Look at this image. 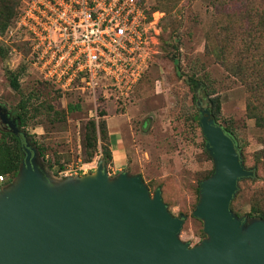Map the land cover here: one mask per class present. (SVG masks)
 I'll use <instances>...</instances> for the list:
<instances>
[{
	"label": "rangeland",
	"instance_id": "obj_1",
	"mask_svg": "<svg viewBox=\"0 0 264 264\" xmlns=\"http://www.w3.org/2000/svg\"><path fill=\"white\" fill-rule=\"evenodd\" d=\"M177 1V7L170 10L169 0H145L148 7L162 13L153 33L154 53L149 67L132 93L112 99L97 111L106 113L107 130L109 125L124 143L123 166L129 174L140 175L145 183L154 182L151 195L154 187L162 186V199L169 212L176 217L185 216L179 239L195 247L207 236L203 232V222L192 212L199 198V183L213 170L211 158L203 152L205 141L199 121L195 119L199 108L207 110L219 126L230 132L227 133L234 139L244 167L253 171L252 177L239 180L231 211L246 223L264 214L263 37L260 50L251 58V74L244 77L231 74L232 66L239 60L236 54L244 48L240 41L232 49L227 48L229 53L225 50L227 60L223 65L204 53L208 36L218 39L219 45L225 48L226 43L221 38L226 36L227 30L244 31L251 22H264V0H242L241 12L230 6L232 2L239 3L238 0H217L215 4L222 11L211 5L213 0ZM22 53L24 58L15 63L25 65L20 76V92L12 90L6 79L8 70L15 71L16 65L8 69L9 59H0V105L17 114L22 94H32L34 108L51 106L64 110L77 100V94L58 99L27 66L26 50ZM173 58L179 59L178 72ZM193 70H197V76L208 90L214 89V96H218L220 102L219 111L212 106V96H207L206 91L197 94L196 106L186 82V76ZM92 108V105L81 104L80 110L67 113L65 118L56 114L53 118L30 117L21 128L38 154L40 148L44 149V156L37 155L36 161L54 181L65 178L58 174L60 163L65 169L83 162V127ZM47 160L53 163L52 169ZM99 161L107 166L111 176H115L111 163L106 164L102 158ZM253 209L257 212H252Z\"/></svg>",
	"mask_w": 264,
	"mask_h": 264
},
{
	"label": "water",
	"instance_id": "obj_2",
	"mask_svg": "<svg viewBox=\"0 0 264 264\" xmlns=\"http://www.w3.org/2000/svg\"><path fill=\"white\" fill-rule=\"evenodd\" d=\"M204 149L213 162L199 183L192 215L206 238L195 247L179 239L184 215L173 216L160 188L151 195L140 175L93 172L58 181L37 164L24 139L18 174L0 187V264H264V219L249 223L230 204L246 169L234 139L199 108Z\"/></svg>",
	"mask_w": 264,
	"mask_h": 264
},
{
	"label": "built area",
	"instance_id": "obj_3",
	"mask_svg": "<svg viewBox=\"0 0 264 264\" xmlns=\"http://www.w3.org/2000/svg\"><path fill=\"white\" fill-rule=\"evenodd\" d=\"M147 9L139 0H21L0 46L6 48L9 69L19 67L15 63L26 50V64L41 80L59 90L62 100L77 94L81 104L92 105L89 117L97 120L98 107L127 97L149 67L162 13L149 16ZM99 158L58 174L83 175ZM9 182L8 175H0V187Z\"/></svg>",
	"mask_w": 264,
	"mask_h": 264
},
{
	"label": "trees",
	"instance_id": "obj_4",
	"mask_svg": "<svg viewBox=\"0 0 264 264\" xmlns=\"http://www.w3.org/2000/svg\"><path fill=\"white\" fill-rule=\"evenodd\" d=\"M142 3L145 2V0H139ZM170 1V10L177 7L178 1L177 0H169ZM217 0H213V6L219 8L220 6H217L216 3ZM241 1V2H240ZM239 3L232 2L230 6H235L236 9L241 12L242 7L244 6V2L242 0H238ZM21 4V0H0V35H3L6 31V29L13 23L17 13L19 6ZM215 9V10H216ZM157 8H150L148 7L146 13L150 16V14L154 11H157ZM219 11V12H220ZM232 28V26L230 27ZM211 36L207 37V40L205 41V47H204V53L205 56L209 55L214 58V60L217 63H220L223 65L225 60V50L229 53V50L227 48L230 47L232 49L236 43L240 41V46L244 47L242 49V52H239L236 55H239L238 63L232 68L234 70H231V74L235 76L243 75L246 76V74H251V67L249 66L251 63V58H253L254 54L260 50V47L262 46V41L260 38L263 37L264 41V22H251L246 25V28L244 31H236V30H227L226 36L224 38H221V41L223 43H226V47L223 48L219 45L220 41L218 39L214 40L213 38H210ZM216 38V35H215ZM6 48L0 46V59L5 60L6 59ZM173 62L175 67L177 68V72L180 71L179 67V59L173 58ZM263 61H261L262 65ZM25 65H20L15 71L8 70V75L6 76V79L8 81V86L16 91L20 92V82L18 81L19 77L21 76V72L24 71ZM9 69V68H8ZM187 75V73H186ZM187 84L190 89V91L193 93V99L197 106L196 100H197V94L201 91H206L207 96H212L210 101L213 107H215L216 111H219L220 102L218 99V96H214L215 92L214 89L211 88V90H208V86H204L203 82L200 80V78L197 76V70H193V72L189 73L187 76ZM41 84L48 88L51 93L53 92L55 96L58 99L62 98V94L59 90L55 89L53 85L49 82L43 81ZM32 94H28L27 96L25 94L21 95V98L17 104V116L20 120V127L23 128V126L26 124L27 120L31 117H37L40 115H45L46 117H54L63 115H67V113L77 111L81 109V103L79 100H76L73 104H68L67 107L64 110H57L56 108H53L51 106L42 107L39 106L33 107L32 103ZM67 96V95H66ZM65 96V97H66ZM247 110L249 111V115L251 117V106H247ZM98 119L95 120L91 117H89L87 120V123L84 124L83 127V144H82V153L84 155L82 164H87L92 162L93 158L99 156L103 159V161L106 164L111 163V152L109 149V134L106 127V113L103 110L97 111ZM56 120L59 119L55 118ZM195 119L199 121V111L198 115L195 116ZM216 121L217 118H216ZM199 124V123H198ZM226 132L230 133L228 130L224 129ZM23 140L19 137L14 135L11 132H3L0 133V175H8L10 177V180L13 179L19 172L23 159H24V150L22 148ZM205 155H208L206 150H203ZM42 157L44 156V149L40 148V153ZM209 156V155H208ZM49 168H53V163L47 160ZM60 171L64 170V166L60 163ZM209 176V173L204 177L207 178ZM154 182L149 181L147 183L150 192L151 186H153ZM161 185H157L154 187V192L156 189L160 188ZM153 192V193H154ZM230 208H232V202L230 205ZM252 212H257V210H254ZM258 218L264 219V214L256 215Z\"/></svg>",
	"mask_w": 264,
	"mask_h": 264
},
{
	"label": "crops",
	"instance_id": "obj_5",
	"mask_svg": "<svg viewBox=\"0 0 264 264\" xmlns=\"http://www.w3.org/2000/svg\"><path fill=\"white\" fill-rule=\"evenodd\" d=\"M108 134H109V149L111 152V164L110 166L112 174L116 175L123 170H127L124 165V143L122 142L121 138H119L116 131L113 129L111 130L110 126L108 125ZM128 171V170H127ZM129 172V171H128ZM147 184V183H146Z\"/></svg>",
	"mask_w": 264,
	"mask_h": 264
},
{
	"label": "flooded vegetation",
	"instance_id": "obj_6",
	"mask_svg": "<svg viewBox=\"0 0 264 264\" xmlns=\"http://www.w3.org/2000/svg\"><path fill=\"white\" fill-rule=\"evenodd\" d=\"M8 122H11V124L16 129H18L20 132H22L21 127H20V120H19L17 114L13 113V111H11L9 108H7V106L0 105V133H3V132L13 133L12 130L7 125ZM20 132L16 136L23 140L22 148L24 149V139H23L22 134Z\"/></svg>",
	"mask_w": 264,
	"mask_h": 264
}]
</instances>
